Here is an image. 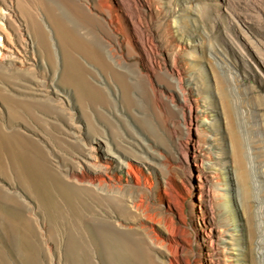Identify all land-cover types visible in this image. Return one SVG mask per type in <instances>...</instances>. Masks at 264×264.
<instances>
[{
  "label": "rangeland",
  "instance_id": "1",
  "mask_svg": "<svg viewBox=\"0 0 264 264\" xmlns=\"http://www.w3.org/2000/svg\"><path fill=\"white\" fill-rule=\"evenodd\" d=\"M58 12L104 45L120 80L76 52L97 90L81 94L68 82ZM196 97L198 133L184 115ZM207 133L216 137V173L190 153ZM234 134L250 186L258 180L249 197ZM40 176L59 210L43 209L29 190L26 181ZM206 177L213 212L199 201ZM55 179L74 186V207ZM49 217H69L74 229L83 217L92 264H121L114 249L94 245L97 217L120 234L128 264H264V0H0V264H36L31 250L37 264H85L76 261L83 252L66 250L64 221L53 233ZM18 223L32 229L28 248ZM218 230L228 242L213 249Z\"/></svg>",
  "mask_w": 264,
  "mask_h": 264
},
{
  "label": "bare ground",
  "instance_id": "2",
  "mask_svg": "<svg viewBox=\"0 0 264 264\" xmlns=\"http://www.w3.org/2000/svg\"><path fill=\"white\" fill-rule=\"evenodd\" d=\"M44 3H46V2H44ZM49 3L50 2H48V5H46V6H49L51 9L53 7V5H52L53 1H52V3H50V4ZM57 5H55L54 7H57ZM79 10L81 11V15L83 16V19L90 18L91 20H94V21L97 20L98 21V18L95 17L90 12H88L86 10V8L79 6ZM59 12H60V10H59ZM52 20L55 23L54 27H55L56 35L58 36L59 42L62 44V46L70 48V52H71V54H67V58L64 59L63 75L68 79L69 83H71L73 86L76 87V90L79 93L85 94V93L92 92V91L94 92L95 90H97V88L92 84V82L88 78L90 75H94V74L84 65V63L79 58H77L78 57L77 55H76L77 57L74 56V54L76 52L83 55L84 57L89 59L91 62L95 63L97 65V67L99 68L100 73L106 74L107 76H111L117 80H120V77H123V74L120 71H118L117 67H115V65H114V63H115L114 57H112L106 51L104 45L98 39L93 40V39H90L87 35H83L80 32L81 28L79 29V27L75 23L70 22L69 19H67L62 13L55 14ZM37 29H38L39 39L44 40V42H47L49 44L48 41H49L50 37H49V34L46 31L45 26H44L42 21L38 22ZM242 33L244 34V36L246 38L251 39V38H249L248 33L246 31H242ZM140 45L144 49L146 56H147V48L145 46V42L140 41ZM71 48L74 49V51H72ZM201 99L196 97V98L189 100L187 103H185V107L187 108V111L186 112L184 111L185 112V114H184L185 118L191 124V129L193 130L194 129L193 125H195V129H196L197 133L199 132L200 112L204 111V109L200 103ZM211 133H207L205 135V137H202V138H200V136H199V138L193 137L194 138L193 139V141H194L193 150H191L190 153H191L192 157L196 161L199 162V164L202 168L208 169L212 173H216V169H217L218 164H219V162L216 161V158H218L219 156L218 155L215 156L214 151L212 150V149H214L213 147L215 146L216 137L214 135H212ZM190 135L191 136L194 135L193 131L191 132ZM233 137H234V146H235V150H236L235 154H237V162H238L237 165L242 170V173H241L242 174L241 176L243 178L242 179V183H243L242 185L245 187V192H246L247 197H249V194L251 193L250 187H252V186L257 187L258 186V180L253 177L251 180V183L253 185L250 186V182L248 181V178H247L248 177V171L245 167V161H244L245 154L243 151V144H242L243 142L241 141L238 134H234ZM197 143H199V144H197ZM20 175L24 176L22 171L20 172ZM34 175L39 176V175H37V173ZM35 177H34V180H32V181L30 180V181H26V182L28 184L29 190L36 197L38 204L43 209H46L48 211H51L53 207L54 208L57 207V210H59L58 208H60V206L58 204L54 203V193H52L53 189L51 188V186H49V181H47L45 178H43L41 176H40V178L37 177V179ZM199 177H200V175H199ZM23 179H24V177H23ZM55 180L57 181L56 182V186H57L56 191L59 192V194L68 203V205H70L71 207H74L75 206V199L77 198V191L75 190L74 186H71L69 184H65L60 179H55ZM211 183H212V181H211L210 177H206L205 180L200 182L198 187L200 189L199 201L201 202V204L206 205L210 209V211L213 212L214 208H213L212 201L214 198V193L211 189ZM255 189L256 188H254V190ZM218 195H219V198L223 197L221 193ZM107 198H108V202L112 200V198L110 196H108ZM256 201L258 203L262 202V200L259 196L256 197ZM68 218L69 217H49V223H50L51 231L53 233L56 231L58 232L59 225H61V222L64 221L65 226H66V237H67L66 250H67V252L70 253V252L75 251V250L83 252L84 256H80V258L76 259V261L78 260L79 262H84L85 264H92V261L90 259V251L88 250V247H87L85 240H84V236H83L84 234H82V230H80V228H79V226H81V224H82L81 221H83V217H74V218H76V220H78L77 221L78 226H75V229L73 227L67 226L66 220H68ZM97 220H98V223H97V226L95 228V232H94L95 238L93 240L94 245H96V247L102 251L103 250L107 251L108 248L114 249L115 254L120 256L119 261L121 262V264H128V262H129L128 257L126 259V258H123L121 256L123 253L121 249H122V247H124V245L122 243L118 242V240H119L118 236L120 234H118V232H116V229L112 225V222L106 217H104V218L97 217ZM252 227L253 226H251V228ZM19 228H20V236H21L22 245L26 248L30 247V245H32V243H31V239H32V233H31L32 231L31 230L32 229L27 225V223H26L25 228L22 227L21 225ZM84 233H85V231H84ZM217 233H218L217 239H215L214 236H212V235L209 236V245L213 249H216V248L218 249L219 248L218 244L222 240L225 241L224 243L228 242V238H226L224 236V234H222V232H220L218 230ZM94 251L97 252L95 249H94ZM36 253H38V252L31 250L32 260L37 264L38 261L36 259H38V258H37ZM219 253H221L224 256V260L230 259V257L226 254V253H228L226 246H224V249L220 248ZM142 258H147V257L145 256ZM71 263L72 262H70V264Z\"/></svg>",
  "mask_w": 264,
  "mask_h": 264
}]
</instances>
